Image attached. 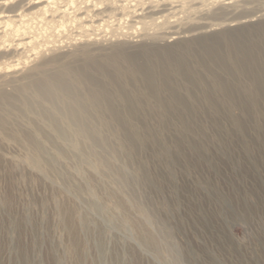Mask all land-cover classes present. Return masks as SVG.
<instances>
[{"label":"rangeland","instance_id":"374dc122","mask_svg":"<svg viewBox=\"0 0 264 264\" xmlns=\"http://www.w3.org/2000/svg\"><path fill=\"white\" fill-rule=\"evenodd\" d=\"M179 1L0 57V264H264V0ZM147 54L190 77L145 88Z\"/></svg>","mask_w":264,"mask_h":264},{"label":"bare ground","instance_id":"6f19581e","mask_svg":"<svg viewBox=\"0 0 264 264\" xmlns=\"http://www.w3.org/2000/svg\"><path fill=\"white\" fill-rule=\"evenodd\" d=\"M129 5L131 4L122 2L121 0H0V39L3 38L0 40V52H2L0 53V57L5 58V62L8 64L13 58L20 55L37 56L44 47H47L48 43L52 42L51 40H53L52 38L55 37V34L64 33L70 27L82 29L86 26L87 22L106 21L113 15L126 14L132 18L148 19V17H154L163 9L176 14L184 8L182 1L179 0H156L149 3L146 7L142 5L139 7ZM110 22L112 23V21ZM177 24L183 23L179 20ZM212 25L204 23L201 25V28H211ZM228 25H232V23H228ZM182 33L184 32L181 30L174 31L171 36H161L159 39L162 41L168 40L169 37L174 35V37H177L182 35ZM10 36H12L11 39L9 38ZM209 42L211 45L207 47V58L211 61H222L223 55L218 54L217 48L213 47L215 42ZM225 47L227 48L224 54L225 58H230L235 66L242 67V63L237 59V54L233 56L234 53L230 52L231 46L228 42ZM176 48L174 51L182 53L181 44ZM239 48L238 52L243 56L249 52L250 46L241 43ZM157 50L163 52L162 49ZM6 51L10 52L7 54L3 53ZM164 53L170 52L165 51ZM148 55L141 59H137L132 55H123L121 57V60L128 64L130 63V74L134 78H137V80L141 79L145 88L155 90V92L160 91L162 84H166L164 75L172 60L177 61V64L172 65L176 66V73L178 75L181 77L183 75L185 78L190 77L189 74H182L181 54H178V58L176 59L166 54L163 58L168 62H163L159 59L158 62L154 63L156 66L148 58ZM112 60L115 61V59ZM116 68L119 72L118 66ZM53 82L54 80L51 82L48 80L41 82L39 85L41 92L45 95L53 94L54 89L57 90V83ZM90 85L99 87L98 83L94 80H90ZM235 125L240 127V124L237 122Z\"/></svg>","mask_w":264,"mask_h":264}]
</instances>
